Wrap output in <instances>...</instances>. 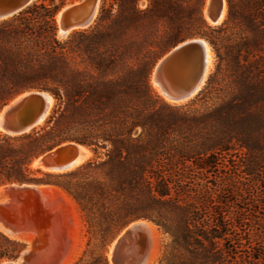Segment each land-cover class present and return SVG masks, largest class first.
Wrapping results in <instances>:
<instances>
[{"label": "trees", "instance_id": "obj_1", "mask_svg": "<svg viewBox=\"0 0 264 264\" xmlns=\"http://www.w3.org/2000/svg\"><path fill=\"white\" fill-rule=\"evenodd\" d=\"M114 0L94 25L58 37L64 2H36L0 21V110L17 96L53 100L45 125L0 131V187L52 186L81 208L92 248L148 221L168 236L159 264H264V0H226L212 27L206 0ZM204 39L215 69L196 98L171 104L151 83L174 47ZM93 157L64 174L32 169L64 143ZM25 244L0 232V263Z\"/></svg>", "mask_w": 264, "mask_h": 264}, {"label": "water", "instance_id": "obj_2", "mask_svg": "<svg viewBox=\"0 0 264 264\" xmlns=\"http://www.w3.org/2000/svg\"><path fill=\"white\" fill-rule=\"evenodd\" d=\"M36 1L0 0V21L18 15ZM100 1L81 0L63 7L57 14H61V22L57 23L58 37L60 31H63L62 37H68L80 26L90 28L97 19ZM225 2L212 1L210 18L213 23L222 17ZM207 46L210 47L207 41L200 38L182 42L157 63L151 75V83L154 81L159 86L163 99L177 103L189 102L203 90L210 75ZM52 100V96L44 91H29L17 96L0 110V131L9 136H20L38 130L45 125L51 114ZM88 152L92 153L86 145L68 142L48 151L36 161H41L48 172L69 167L79 168L85 164L82 160ZM141 222L152 224L148 221L134 222L117 236L114 243L126 232V236L118 242L113 264H144L148 259L151 241L147 227Z\"/></svg>", "mask_w": 264, "mask_h": 264}, {"label": "rangeland", "instance_id": "obj_3", "mask_svg": "<svg viewBox=\"0 0 264 264\" xmlns=\"http://www.w3.org/2000/svg\"><path fill=\"white\" fill-rule=\"evenodd\" d=\"M39 1H43V0H37L36 2ZM54 1L56 4H60V2H64L63 7H65L67 5L80 2L81 0H54ZM207 1L208 0H206L204 6V15L206 14L205 18L208 24L212 27L223 24L227 16L225 17L224 21L219 25L210 24V22L207 19V16L210 15L209 10L211 3L207 7ZM110 4H114V0H101L99 6V13L103 5L108 6ZM147 6H148V2L145 0L139 3V8L141 10H145ZM57 18L58 16L56 17V19ZM57 23H59L58 19H57ZM212 54H213V66L209 74H211L215 69V56L213 51ZM156 92L160 96H163L157 90ZM92 157L93 155L88 160H90ZM36 162L33 163L32 169L39 168L34 166ZM50 173H55V172H50ZM64 173L67 172L55 173V174H64ZM9 186L12 187L10 188ZM14 186H18V185H7L0 187V201H1L0 222L4 220L5 224L10 226V228H12L14 233L12 234L13 236L11 237V235H8L1 230L0 232L4 233L11 239L18 240L24 243L25 251L32 246L31 245L32 243H35L34 254H32L29 257V259L27 258V260L24 261L22 264H76L85 255L86 252H88L89 254L92 248L88 247L89 235L87 233L88 227H87L86 219L79 205L69 194H67L65 191L57 187H52V186H42V187L26 186V188L18 186L22 188L20 190L14 189L13 188ZM6 187L7 188L9 187L10 189L6 194H4L1 191ZM13 189L15 192L12 191ZM154 227L156 229L157 236L155 239L156 243H154L155 245L153 244L151 247L153 248V250L152 249L150 250L152 252V254L150 252V255L152 256L151 264H159L162 259L163 253L165 251V246L169 242V238L167 235L161 232L155 225ZM52 241L54 244L52 243ZM114 241L106 249V254L110 264H113V260L115 257V255H113V259L111 260L110 258L111 248L113 246ZM116 253L117 251L115 252V254ZM18 260L4 261L0 264H9L11 262H17Z\"/></svg>", "mask_w": 264, "mask_h": 264}, {"label": "bare ground", "instance_id": "obj_4", "mask_svg": "<svg viewBox=\"0 0 264 264\" xmlns=\"http://www.w3.org/2000/svg\"><path fill=\"white\" fill-rule=\"evenodd\" d=\"M212 1L213 0H208L207 1V7L210 5V3H212ZM211 6V5H210ZM209 12H210V10H209ZM206 13V12H205ZM226 13H227V6H226V2H225V5H224V11H223V14H222V17L220 18V20L217 22V23H213L212 21H211V18H210V15L209 16H207V19H208V21L210 22V24H212V25H219V24H221L223 21H224V19H225V17H226ZM206 15V14H205ZM58 21H59V24H60V22H61V14L60 15H58ZM86 28H88V27H86V26H80V27H78V28H76L75 30H79V29H86ZM75 30H73V31H75ZM72 31V32H73ZM71 32V33H72ZM63 34V31H60V34H59V38H61V39H63V38H66V37H62L61 35ZM207 51H208V56H209V66H208V70H209V73H210V71H211V69H212V66H213V54H212V51H211V48L209 47V46H207ZM153 83V85H154V87H155V89L162 95V91H161V89L159 88V86L153 81L152 82ZM166 99V98H165ZM168 102H170V103H173V104H184V103H186V102H179V103H177V102H173V101H170V100H168V99H166ZM53 104H54V101L52 100L51 101V105L53 106ZM92 156V154L90 153V152H88L87 154H86V156H85V158L82 160V162L83 163H86V161L90 158ZM34 166L35 167H39V168H42V169H44L43 168V166L41 165V161H37L35 164H34ZM77 167H69V168H67L66 170H61V171H50V172H55V173H62V172H68V171H72V170H74V169H76ZM45 170V169H44ZM45 171H47V170H45ZM10 187V186H9ZM4 188V189H2V191L1 192H3L4 194H6L7 192H8V190L12 187H10V188ZM14 189H17V190H20V189H22V188H20V187H18V186H14L13 187ZM26 188V187H25ZM14 189L12 190V191H14ZM15 192V191H14ZM2 193V194H3ZM12 194V193H11ZM15 194H17V193H15ZM5 196V195H4ZM18 196V195H17ZM6 197V196H5ZM11 199V198H10ZM12 201V200H11ZM10 201V202H11ZM1 202V201H0ZM7 202H8V200H7ZM9 202V203H10ZM5 204V203H4ZM11 204V203H10ZM5 206H7V205H5ZM11 206V205H10ZM9 207V206H8ZM0 221H1V219H0ZM2 222H4V220L2 221ZM2 222H0V230L1 231H3V232H5L6 234H8V235H11V237L13 236L12 234L14 233V231L12 230V228H10V226H8V225H6L5 224V222L4 223H2ZM141 224H144L146 227H147V230H148V234H149V239H150V250L152 249L153 250V248H151L152 247V245L154 244V243H156L155 242V239H156V236H157V232H156V229H155V227L152 225V224H149V223H145V222H141ZM13 226V225H12ZM15 230V229H14ZM16 233V232H15ZM17 236V235H16ZM40 236V235H39ZM42 236V235H41ZM126 236V232H123V234L121 235V237L119 238V240H117L114 244H113V246H112V248H111V255H110V258H111V260L113 259V255H115V252L118 250V242L122 239V238H124ZM40 239V238H39ZM41 240H43V239H41ZM41 242H44V241H41ZM52 243H53V241H52ZM54 244V243H53ZM32 246L28 249V250H26L25 252H23V254H22V256H21V258L17 261V262H11V263H9V264H22L24 261H26L27 260V258L29 259V257L32 255V254H34V248H35V243H32L31 244ZM155 245V244H154ZM154 247V246H153ZM149 250V257H148V259L144 262V264H151V255H150V251ZM154 251H155V249H154ZM155 253V252H154ZM151 254H152V252H151ZM155 259V258H154ZM153 259V260H154ZM112 262V261H111Z\"/></svg>", "mask_w": 264, "mask_h": 264}]
</instances>
